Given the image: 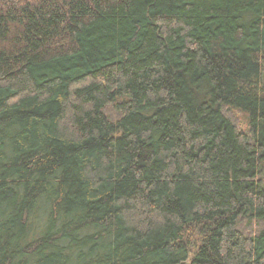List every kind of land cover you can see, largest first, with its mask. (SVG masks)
I'll use <instances>...</instances> for the list:
<instances>
[{
  "label": "trees",
  "instance_id": "obj_1",
  "mask_svg": "<svg viewBox=\"0 0 264 264\" xmlns=\"http://www.w3.org/2000/svg\"><path fill=\"white\" fill-rule=\"evenodd\" d=\"M0 264H264V0H0Z\"/></svg>",
  "mask_w": 264,
  "mask_h": 264
}]
</instances>
